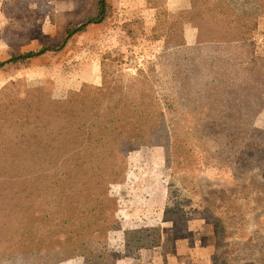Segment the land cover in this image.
Returning a JSON list of instances; mask_svg holds the SVG:
<instances>
[{"label":"trees","instance_id":"1","mask_svg":"<svg viewBox=\"0 0 264 264\" xmlns=\"http://www.w3.org/2000/svg\"><path fill=\"white\" fill-rule=\"evenodd\" d=\"M262 1L242 8L241 0H217L227 7L207 5L197 12L194 3V16L203 30L201 45L185 47L178 30L164 23L157 22L151 30V38L164 40L166 45L164 69L153 86V72L145 73L146 83L152 76L149 83H138L126 91V98L112 101L109 76L102 72L101 87H81L78 106L70 100L52 102L51 111L60 122L52 132V120L44 125L22 122L27 132L21 133V146L15 154L27 159L14 162L15 176L8 177L13 179L12 191L0 194V260L25 253L32 264H61L75 257L84 258L86 264H115L116 255L113 260L111 252L94 251L93 237L99 223L106 220L110 185L128 175L130 145L164 147L166 160L179 172L190 171L197 164L208 166L212 160L220 165L227 155L236 157L264 108V60L245 44L256 30L258 17L264 15ZM109 9L107 0H97L98 12L79 27L69 28L59 47L26 52L9 62L62 51L74 35L103 23ZM156 18L160 17L156 14ZM136 22L125 24L130 38ZM85 112L88 117L79 120ZM179 116L182 122L176 121ZM11 122L8 116L0 118L3 134ZM65 154L68 157L62 160ZM49 164L55 168L46 167ZM176 191L175 195L170 191L167 200V209H172L168 215L173 219L194 203L192 198L180 199L181 191ZM208 219L220 225L212 216ZM255 229L256 234L259 229ZM217 237L212 264H220L221 259L217 254L219 234ZM242 261L259 264L254 252Z\"/></svg>","mask_w":264,"mask_h":264},{"label":"rangeland","instance_id":"2","mask_svg":"<svg viewBox=\"0 0 264 264\" xmlns=\"http://www.w3.org/2000/svg\"><path fill=\"white\" fill-rule=\"evenodd\" d=\"M215 1L107 0L110 9L105 21L92 24L74 35L62 51H50L38 58L11 63L13 56L59 47L69 28L79 27L89 15L98 12L97 0H0V64H4L0 66V118L8 116L12 121L4 134L0 131V194L2 190L12 191L13 179L8 177L15 176L14 162L27 159L24 154H15L16 148L21 146V133L27 132L22 122L44 125L52 120L49 129L52 132L60 123L51 111L54 107L52 102L70 100L78 106L82 98L81 87L84 84L101 87L102 72L109 76L107 81L114 93L112 101L126 98V91L138 83L141 86L149 83L152 76L146 83L145 73L153 72V86L164 69L162 62H166L163 58L164 40L155 41L150 35L155 24L164 23L172 30H178L185 47L199 46L203 30L194 16V3L196 12L207 5L227 7L226 3ZM241 1V7L247 8L258 0ZM134 20L138 22L133 25L135 34L130 38L125 24ZM245 44L252 46L254 55L264 60V15L258 17L256 30ZM261 75L264 76L262 70ZM87 117V112L82 113L79 120ZM182 120V116L176 119L178 122ZM31 153L29 156L33 157ZM67 157L65 154L62 160ZM126 162L127 177L109 187L106 220L99 223V231L93 237L96 253L111 252L113 260L117 256L115 264H126V252L108 251L106 240L119 242L126 237V213L131 212L132 203L126 201V181L130 179V167L133 165L132 172L138 179L147 171L154 174L161 169L164 172L165 168L170 174L175 172L169 178L172 188L169 185L168 197L170 191L175 195L179 189L180 199L194 200L176 216L188 212L195 218L197 227L204 221L210 224L216 243L219 234L217 254L221 257L220 264H243L242 258H249L253 252L259 264H264V108L256 116L238 155H227L220 165L212 160L208 166L197 164L190 171L179 172L166 160L164 147L139 145L128 147ZM59 165L65 169L62 163ZM46 167L55 168L52 164ZM4 184L8 185L2 186ZM143 189L148 190L146 187ZM211 216L220 222L219 226L210 223L208 217ZM255 228L259 229L256 234ZM152 233L146 232L141 236L148 239ZM145 255L138 250V245L133 247L132 257L136 260ZM0 264H32V260L22 253L12 260L8 257L0 260ZM61 264L86 262L82 257H75Z\"/></svg>","mask_w":264,"mask_h":264},{"label":"crops","instance_id":"3","mask_svg":"<svg viewBox=\"0 0 264 264\" xmlns=\"http://www.w3.org/2000/svg\"><path fill=\"white\" fill-rule=\"evenodd\" d=\"M130 168V179L126 181V201L132 203L131 212L126 213V237L124 240L119 239V242L106 240L109 245L107 250L126 252V264H212L216 236L211 232L210 224L204 221L197 227L195 218L188 212L174 219L169 218V171L164 168L163 172L160 167L161 170L154 174L147 171L138 179L134 177L135 172H132L135 166ZM145 187L148 190L143 189ZM146 232L153 235H148V239L142 238L141 235ZM137 245L138 250L146 253L145 257L138 260L132 257L133 247Z\"/></svg>","mask_w":264,"mask_h":264}]
</instances>
